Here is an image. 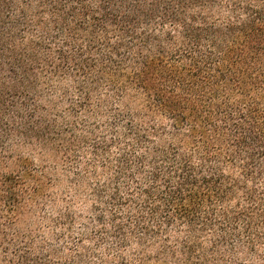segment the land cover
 Here are the masks:
<instances>
[{
  "label": "trees",
  "instance_id": "trees-1",
  "mask_svg": "<svg viewBox=\"0 0 264 264\" xmlns=\"http://www.w3.org/2000/svg\"><path fill=\"white\" fill-rule=\"evenodd\" d=\"M0 264H264V0H0Z\"/></svg>",
  "mask_w": 264,
  "mask_h": 264
}]
</instances>
